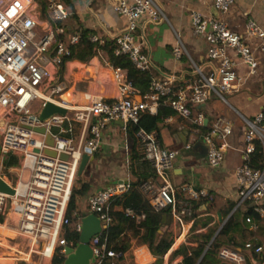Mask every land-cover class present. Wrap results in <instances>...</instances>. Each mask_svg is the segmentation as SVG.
<instances>
[{
    "label": "built area",
    "instance_id": "built-area-1",
    "mask_svg": "<svg viewBox=\"0 0 264 264\" xmlns=\"http://www.w3.org/2000/svg\"><path fill=\"white\" fill-rule=\"evenodd\" d=\"M259 2L264 7V0ZM233 3L234 0H213L216 17L190 11L192 36L203 38L207 44L202 63L194 61L175 33L171 54L177 61L182 58L188 61L189 76L179 79L172 73L166 78H152L147 92L142 94L126 70L109 63L102 47L111 39L113 56H127L137 70L150 72L151 61L144 53V37H139L138 32L145 21L159 24L168 20L156 0H119L113 10L124 20L123 30L114 33L103 29L88 38L95 45V55L88 63L96 60L111 70L117 97L108 101L88 94L89 103L77 105L63 71L78 49L81 35L69 25L71 13L63 0H0L1 156L22 158L19 183L12 187L15 195L0 193V214H5L7 208L15 214L18 234L27 239L25 252H18L23 258L16 255L13 258L28 262L32 256H37L41 261L51 262L57 251L65 255L68 244L62 235L64 229L77 234L82 231V217L74 221V217L67 216V209L84 153L86 150L94 152L100 145L105 123L120 121L126 131L128 126L138 125L143 114L155 115L159 107L169 108L189 127L181 150L161 147L155 131L148 133L139 129L135 133L139 169L152 171L157 180L142 181L137 187L151 208L156 213L169 212L182 227L185 221L193 219L196 202L211 200V192L198 188L193 182L171 184L167 173L180 154L192 157L193 148L201 142L207 149V166L211 169L222 166L227 151L233 149L229 142L233 126L225 117L211 118L203 110L215 99L236 113L243 126L241 164L234 171L237 196L234 211L246 205L260 217L264 216V101L249 115L239 112L231 103L237 97L252 103L255 84L261 85L264 96L260 64V56L264 54V29L249 18L242 35L233 32L220 17L230 11ZM48 102L63 108L66 114L40 120L39 114ZM172 119L173 116H168L164 122L171 123ZM77 127L80 133L75 141L72 132ZM40 128L44 129V134L35 131ZM47 136L52 140L51 146L46 143ZM257 149L261 160L255 168L252 158ZM61 155L67 159L61 160ZM25 172L27 180L22 183ZM130 190V184L119 183L96 192L88 200V214L95 215L106 228L112 221L110 202ZM123 212L137 223L145 219L144 213L130 208ZM246 222L251 223V219L247 218ZM102 232L89 242L95 264H100L104 258L116 264L123 255L107 247ZM245 249L255 253L262 251L261 247L250 243L245 244ZM217 257L230 264H247L239 250L227 246L218 249Z\"/></svg>",
    "mask_w": 264,
    "mask_h": 264
},
{
    "label": "crops",
    "instance_id": "crops-1",
    "mask_svg": "<svg viewBox=\"0 0 264 264\" xmlns=\"http://www.w3.org/2000/svg\"><path fill=\"white\" fill-rule=\"evenodd\" d=\"M66 1L67 4L64 5L71 13L69 25L72 26V30H77L81 27L83 29H91L94 33L100 34L103 32V29L119 33L124 28V20L113 10L114 5L119 0ZM156 1L167 16L168 23H159V25L145 21L142 23L138 32L139 37H144V53L151 61L150 73L153 78L162 79L175 73L179 79H186L190 72L188 61L185 58L177 61L171 54L175 44V33L179 34L186 50L192 58L194 57V61L200 64L205 57L207 44L203 38L192 36L190 31L189 12L196 10L204 14L210 13L215 17L218 16V13L216 15L213 13V0ZM220 17L228 24L233 32L239 35L244 33L245 24L249 18H253L258 25L264 29V7L260 4L259 0H234L230 11L226 15ZM88 61L89 59L84 62L71 60V62L64 67L63 75L67 79L66 81H68L69 92L72 93L73 102L77 105L88 104V94L93 95V93H97L98 96H102L108 101L115 99L117 97V87L112 77L110 78L111 70L108 67H104L96 60H93L91 64L88 63ZM260 64L262 70L264 68V54L260 56ZM254 88L257 89L256 84L252 86V90ZM262 93V88L259 93L252 91V96L255 98L252 97V99H254L252 103L243 97L234 98L231 103L239 112L249 115L257 109V105L263 103L264 96ZM222 107L226 106L215 99H212L203 107L208 117L214 118L216 116H223L233 126V134L229 138V142L233 149L227 151L222 166L218 169H211L207 166L206 162L193 156L189 158H192L197 164L195 163L196 165L191 166L186 164V161L182 162L179 157H177L172 169L167 173L168 180L171 184L177 186L183 183L193 182L198 188L210 191L211 200L207 202H196L194 204L195 211L193 219L185 221L182 227L171 218L169 212L163 211L161 213V226L157 231V237L153 242V247L156 246L160 240L171 242L172 244L169 250L163 255L154 254L150 247L151 243L146 238L145 230H143L139 236H136L135 239L133 238L132 232L127 231L122 239L128 242L129 248L124 252L122 258L118 260L116 264H181L183 261V254L180 252V249L183 246H197L196 243L190 241L191 235L211 232L212 236L206 246L207 249L210 246L209 244L218 237L221 229L233 213L238 211L243 213L249 208L245 205L234 211L237 197L234 171L241 164V155L239 151L243 147V126L241 123V127H238L233 121L234 117L239 119L236 113L228 107H226L228 113L223 112ZM96 121L97 120L94 119L93 123ZM188 127L189 125H187V123L175 116H173L171 123L163 122V124L159 126L158 134L160 146L172 150H181L183 142L180 139L177 141L175 136L186 133ZM79 133V127L73 130L72 137L75 141H77ZM100 138V145L94 152L88 154V163L80 175L84 178L82 182L87 185V190L84 195L77 200L76 211L73 213V220L75 221L76 218L82 217V227L83 219L89 217L87 209L88 200L91 196L108 186L119 183L130 184L134 182L136 178L132 173L131 167L135 173H142V170L139 169L140 153L137 140H132L128 136L127 130L124 131L122 127L115 124V122L105 123L101 129ZM134 148L137 157L131 160ZM193 153L197 154L195 150ZM2 162V168H4L6 162L3 161V159ZM204 167H208L210 171L206 178L203 179L202 176L195 174V169H203ZM0 177L11 187H16L19 183L18 181L16 185H12L4 176L0 175ZM147 180L157 182L155 175L151 176V174H148ZM21 181L22 183L26 182L23 181V176L21 177ZM231 205H233V208L228 210ZM0 216L3 219L0 223V230H4V232H0V245H3V242L7 244L13 243L14 240L17 239H15V236L9 234L17 232L18 217L10 213L8 208L6 213L0 214ZM163 216L167 217L164 222L162 221ZM95 218L96 220H92L90 224H87L88 227L90 226L89 228L93 226L94 229L98 224V218L96 216ZM259 218L260 221L258 223H249L250 227H248L243 234H235L239 244V247L235 249L239 250L245 256L247 264H264V216H259ZM203 224H206V226ZM102 226L101 223V227ZM69 230L72 231L71 229ZM93 237L92 235L90 240ZM22 241L23 240H20V244L17 246L21 247ZM247 243H250L253 247H261L262 251L260 253H255L252 250L245 249V244ZM77 245L72 247V245L69 244L68 247L74 249ZM4 248L5 246H0V252H7V258H5L7 260L12 252L8 250V247L7 249ZM34 258H37V256H32L31 259ZM31 259L28 261L30 264H51V262L41 261L40 259H38V261L35 259V261L31 263ZM15 261L16 260H14V262ZM220 263L230 264L224 261Z\"/></svg>",
    "mask_w": 264,
    "mask_h": 264
},
{
    "label": "trees",
    "instance_id": "trees-1",
    "mask_svg": "<svg viewBox=\"0 0 264 264\" xmlns=\"http://www.w3.org/2000/svg\"><path fill=\"white\" fill-rule=\"evenodd\" d=\"M77 31L81 35V42L78 49L72 53L70 59L84 62L95 55V45L90 43L88 39L89 35L94 33V31L91 29H83L81 27H79ZM112 45V40H106L102 47V50L108 57L109 63L113 67L126 70L129 79L133 82L134 86L139 90L140 93L143 94L147 92L150 82L153 78L152 74L150 72H140L137 70L129 61L127 56H113L111 52ZM168 116L175 115L172 110L166 107H159L155 115H150L147 113L143 114L138 125L128 126L127 134L132 140H135V133L139 129H142L148 133L155 131L157 134H159V126L163 124L164 119ZM136 157L137 154L135 153L134 148L131 160H134ZM260 160L261 155L259 154V149H257L256 154L252 158V166L257 168L259 166ZM12 163H17V159L15 157H13V160L8 163V166H12ZM131 169L136 180L130 183L131 190L128 193L115 197L110 202L109 215L112 221L103 230L102 240L106 242L108 248L113 249L114 251L123 255L124 252H126L129 248L128 242L122 239L123 235L127 231H131L133 238L135 239L136 236H139L141 232L145 230L146 238L150 241V247L152 248L154 254L163 255L169 250L172 244L171 242L160 240L156 246L153 247V242L157 237V231L161 226L162 212L156 213L137 189L138 185L142 181L147 180L148 174H151V176H154V174L152 171L148 170H142V173L137 174L132 167ZM86 190L87 185L83 182L80 183L79 187L72 188L67 209V216L69 218H73V213L76 211L77 200L84 195ZM125 208H130L137 213H144L145 219L138 223L130 220L123 212ZM232 208L233 205H231L228 210H231ZM247 218L251 219V224L258 223L260 221L259 216L254 213L251 208H248L243 213L241 211L233 213L221 229L218 237L214 239L207 249L206 246L212 236L211 232L206 234L196 233L191 235L190 241L196 243L197 246H183L180 249V252L183 254V261L181 264H197L203 254V257L198 264H221L220 262L222 261L217 257L218 249L222 246L231 248L239 247L235 234H243L244 231L250 227V224L246 223L245 221ZM2 220L3 219L0 216V223ZM203 225L206 226V224ZM62 235L68 245L70 244L72 247H74L78 244L79 234L75 233L74 231L64 229ZM63 262L64 255L58 253L57 251L51 261V264H63ZM100 264H111V261L108 258H104Z\"/></svg>",
    "mask_w": 264,
    "mask_h": 264
},
{
    "label": "water",
    "instance_id": "water-1",
    "mask_svg": "<svg viewBox=\"0 0 264 264\" xmlns=\"http://www.w3.org/2000/svg\"><path fill=\"white\" fill-rule=\"evenodd\" d=\"M213 13L216 15L217 11L213 8ZM202 61V60H201ZM66 111L63 108H60L56 105H54L53 103H46L45 107L42 109V111L39 114V118L40 120L44 121L48 118H50L52 115H65ZM208 122V119L206 120L205 124ZM115 124H117L120 127H123V124L118 121L115 122ZM35 131L37 133L40 134H44V129H35ZM175 139L178 141L179 139L185 143L186 141V133L184 134H180L175 136ZM201 141H203V139L201 138ZM46 143L51 146L52 145V140L50 138V136H47L46 138ZM200 150L199 153L197 154H193V157L197 158V159H201L202 161L207 163V149L204 146V144L201 142V144L195 146L193 148V150ZM48 155L55 157V153L52 151H46ZM89 150H86V154L83 155L78 170H77V176H80L82 174V172L84 171L88 160H89V156H88ZM0 159H1V147H0ZM61 160H66L67 157L65 155H61L60 156ZM0 193L6 194L8 196H14L15 195V189H13L11 186H9L1 177H0ZM166 216L162 217V221L164 222L166 220ZM92 220H96L95 216L92 214H89V217L84 218L83 219V227H82V231L79 237V243L77 245L76 248H70L68 247L65 251V260L63 262V264H95V257L92 254V251L89 248V242H90V237L96 236L98 235L102 229L105 228V226L101 227V222L98 220V224L96 225V227L93 229V226H91V228H89L87 226V224H90V222H92ZM89 228V229H88Z\"/></svg>",
    "mask_w": 264,
    "mask_h": 264
},
{
    "label": "rangeland",
    "instance_id": "rangeland-1",
    "mask_svg": "<svg viewBox=\"0 0 264 264\" xmlns=\"http://www.w3.org/2000/svg\"><path fill=\"white\" fill-rule=\"evenodd\" d=\"M63 3L66 5L67 1L64 0ZM186 47L188 48L187 44H186ZM262 71L264 72V68L262 69ZM110 78H111V76H110ZM263 79H264V74H263ZM67 86H69V85L67 84ZM261 88H262L261 85L257 84V89L254 88L252 91L259 93V92H261ZM93 95L97 96V93H93ZM65 98H66V96H65ZM70 100H72V99L70 98ZM222 110H223V112L228 113V109L226 107H222ZM233 121L236 123V125L238 127H241V121L238 118L234 117ZM13 157H15L17 159V163H12V166H8V163L13 160ZM178 157H179V159L182 162L186 161V164H188V165L192 166V165H196L197 164L192 158L186 157L184 154H180ZM2 159H3V161L6 162V166L4 165V168H2V164H3ZM21 161H22V158H19V157L15 156V155H7V156H4V157H1V160H0V175L4 176L12 185H16L18 183V181H19V174H20L19 171H20V167H21ZM209 171L210 170L208 169V167H204L203 169L202 168H196L195 169V174L202 176V178L204 179L208 175ZM22 176H23V181H26L27 172H25ZM83 179H84L83 176H79L78 177L77 174H76V176L74 178V181H73V187H79L80 183L82 182ZM0 232H4V230H0ZM9 235L15 236V239H17V240H14V242L10 243V244L9 243L7 244L6 242H3V245H0V246H3V247L5 246L4 249H7V247H8V250H10L12 252L11 256L8 257L7 260L5 259V258H7V256H6L7 252L6 251H4V253L0 252V264H13V263H16V264H21V263L28 264L29 262H25L24 260H17V259L13 258V256H15V255H16V257L23 258V256L18 254V252H20V253H24L25 252L26 245H27V239L21 237L18 234V231L16 233H10ZM20 240H23L21 242V245H22L21 247L17 246L18 244H20V242H19ZM2 258H4V259H2ZM35 259H37V261H38L39 258L37 257V258L31 259V263H33L35 261ZM14 260H16V261L14 262Z\"/></svg>",
    "mask_w": 264,
    "mask_h": 264
},
{
    "label": "bare ground",
    "instance_id": "bare-ground-1",
    "mask_svg": "<svg viewBox=\"0 0 264 264\" xmlns=\"http://www.w3.org/2000/svg\"><path fill=\"white\" fill-rule=\"evenodd\" d=\"M2 260V259H1Z\"/></svg>",
    "mask_w": 264,
    "mask_h": 264
}]
</instances>
